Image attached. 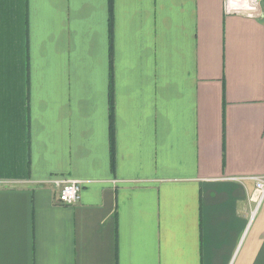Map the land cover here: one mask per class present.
Returning a JSON list of instances; mask_svg holds the SVG:
<instances>
[{
    "label": "crops",
    "instance_id": "obj_1",
    "mask_svg": "<svg viewBox=\"0 0 264 264\" xmlns=\"http://www.w3.org/2000/svg\"><path fill=\"white\" fill-rule=\"evenodd\" d=\"M263 176L264 17L0 0V264H264Z\"/></svg>",
    "mask_w": 264,
    "mask_h": 264
},
{
    "label": "built area",
    "instance_id": "obj_2",
    "mask_svg": "<svg viewBox=\"0 0 264 264\" xmlns=\"http://www.w3.org/2000/svg\"><path fill=\"white\" fill-rule=\"evenodd\" d=\"M264 0H226V11L229 14H246L252 17H264L262 6ZM250 180L255 182V191L251 196L255 204V216L264 202V176L253 177ZM59 202L63 205L73 206L81 201L82 183L80 181L64 180L61 182Z\"/></svg>",
    "mask_w": 264,
    "mask_h": 264
},
{
    "label": "trees",
    "instance_id": "obj_3",
    "mask_svg": "<svg viewBox=\"0 0 264 264\" xmlns=\"http://www.w3.org/2000/svg\"><path fill=\"white\" fill-rule=\"evenodd\" d=\"M110 24L112 25V18L110 17ZM113 95H112V83H111V93H110V106L111 110L113 109Z\"/></svg>",
    "mask_w": 264,
    "mask_h": 264
}]
</instances>
